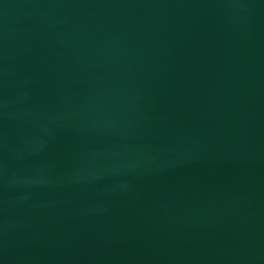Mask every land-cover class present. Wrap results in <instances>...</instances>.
I'll return each instance as SVG.
<instances>
[{"label": "water", "instance_id": "1", "mask_svg": "<svg viewBox=\"0 0 264 264\" xmlns=\"http://www.w3.org/2000/svg\"><path fill=\"white\" fill-rule=\"evenodd\" d=\"M0 264H264V0H0Z\"/></svg>", "mask_w": 264, "mask_h": 264}]
</instances>
